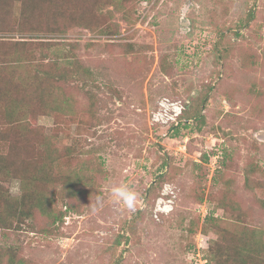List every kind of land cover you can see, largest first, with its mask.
Listing matches in <instances>:
<instances>
[{"label": "rangeland", "instance_id": "374dc122", "mask_svg": "<svg viewBox=\"0 0 264 264\" xmlns=\"http://www.w3.org/2000/svg\"><path fill=\"white\" fill-rule=\"evenodd\" d=\"M13 9L15 25L19 2ZM108 9L117 32L76 26L49 38L58 55L75 43L91 70L88 82H65L76 115L59 126L51 115L30 118L39 129L32 132L23 121L0 127L30 158L53 137L61 171L77 175L72 189L57 186L56 208L73 205L62 222L36 213L0 228V251L13 248L32 264H195L216 224L264 231V0H133L129 14ZM20 35L8 36L30 40ZM37 63L18 65L17 74H33ZM165 97L183 102L179 122L187 114L188 126H154L151 113ZM0 182L21 194L18 179ZM121 186L136 194L135 211L113 197ZM159 201L165 211L156 217Z\"/></svg>", "mask_w": 264, "mask_h": 264}, {"label": "trees", "instance_id": "16d2710c", "mask_svg": "<svg viewBox=\"0 0 264 264\" xmlns=\"http://www.w3.org/2000/svg\"><path fill=\"white\" fill-rule=\"evenodd\" d=\"M132 1L0 0V127L23 121L24 130L32 132L39 129L30 127V118L51 115L59 126L62 116L76 115L78 102L65 82L70 78L88 82V78L92 77L91 70L74 54L75 43H69L70 47L58 55L52 50L57 41L49 38L65 36L69 29L76 26L101 34L117 32L112 24L113 12L108 7L124 10ZM15 2H19L21 10L14 25L12 17ZM125 11L127 13V9ZM13 32L29 35L30 40L10 39L8 35ZM21 35L18 37L24 38ZM36 50L40 51V58H35ZM223 53L220 50L219 57ZM32 61L38 62L33 74H17L19 66ZM92 107L93 102L90 109ZM185 116V120L178 123L179 127L188 126L189 116ZM194 116L197 118L199 114ZM51 139L53 137H46L45 149L30 158L26 153L21 154L20 142L13 135L0 129V144L8 147L7 152L0 150V181L18 179L21 184V194L11 196L0 182V228H12L15 224L34 218L36 213L49 219L52 225L58 219L62 222L66 213L73 208L71 203L67 204L65 210L55 206L57 186L62 183L72 189L76 182L73 178H77V175L75 172L67 173L68 169L61 171L64 155L55 148L51 149ZM70 149L71 153H75L77 146L74 144ZM166 164L164 161L162 168ZM235 208L238 210L236 218H242L241 208L238 205ZM212 218V215L206 217V226L203 228L206 237L209 231L207 225ZM213 230L217 234L216 239L209 243L208 237L207 246L203 248L208 251L210 263L264 264V231L249 225L230 230L217 224ZM120 237L129 241L125 232ZM0 264L32 263L19 257L17 251L11 248L0 251Z\"/></svg>", "mask_w": 264, "mask_h": 264}, {"label": "built area", "instance_id": "2783aa9c", "mask_svg": "<svg viewBox=\"0 0 264 264\" xmlns=\"http://www.w3.org/2000/svg\"><path fill=\"white\" fill-rule=\"evenodd\" d=\"M184 109L185 106L182 101H175L165 97L159 102V107L152 111L151 121L153 124H167L170 122H172V124H178ZM160 205L161 201L158 202L156 208V217L159 216L160 211H165ZM203 247L202 244L197 246L196 253L198 254V258L195 257V264H207V257L201 253Z\"/></svg>", "mask_w": 264, "mask_h": 264}, {"label": "clouds", "instance_id": "9594fccd", "mask_svg": "<svg viewBox=\"0 0 264 264\" xmlns=\"http://www.w3.org/2000/svg\"><path fill=\"white\" fill-rule=\"evenodd\" d=\"M112 195L123 205L132 211H135L136 194L130 191L127 187H114L112 188Z\"/></svg>", "mask_w": 264, "mask_h": 264}]
</instances>
